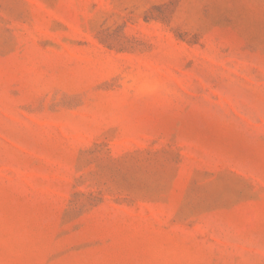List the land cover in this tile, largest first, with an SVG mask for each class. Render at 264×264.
Returning <instances> with one entry per match:
<instances>
[{"label":"rangeland","instance_id":"1","mask_svg":"<svg viewBox=\"0 0 264 264\" xmlns=\"http://www.w3.org/2000/svg\"><path fill=\"white\" fill-rule=\"evenodd\" d=\"M0 264H264V0H0Z\"/></svg>","mask_w":264,"mask_h":264}]
</instances>
